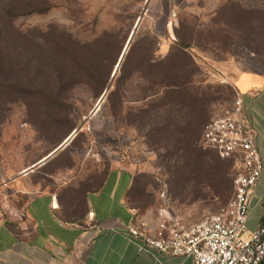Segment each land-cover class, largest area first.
Instances as JSON below:
<instances>
[{"label": "rangeland", "instance_id": "obj_1", "mask_svg": "<svg viewBox=\"0 0 264 264\" xmlns=\"http://www.w3.org/2000/svg\"><path fill=\"white\" fill-rule=\"evenodd\" d=\"M144 4L0 0V225L30 229L40 195L82 215L111 168L135 173L128 202L145 230L193 224L232 198L233 164L201 137L240 93L238 76L264 74V0Z\"/></svg>", "mask_w": 264, "mask_h": 264}, {"label": "crops", "instance_id": "obj_2", "mask_svg": "<svg viewBox=\"0 0 264 264\" xmlns=\"http://www.w3.org/2000/svg\"><path fill=\"white\" fill-rule=\"evenodd\" d=\"M143 1L142 12H179L191 0ZM240 81L262 163L246 222L250 234L264 221V74L243 73L237 84ZM134 178L131 169H109L102 185L88 193L85 212L72 219L60 214L51 195L32 198L27 209L30 229L20 232L7 221L0 225V264H193L191 256L138 248L128 229L137 225L128 202ZM156 230L146 229L149 234Z\"/></svg>", "mask_w": 264, "mask_h": 264}, {"label": "built area", "instance_id": "obj_3", "mask_svg": "<svg viewBox=\"0 0 264 264\" xmlns=\"http://www.w3.org/2000/svg\"><path fill=\"white\" fill-rule=\"evenodd\" d=\"M201 141L220 158L234 161V193L218 212L184 225L166 221L155 234L130 225L129 234L140 250L191 256L193 264H264V221L248 236L246 222L261 169L255 129L237 92L231 107L205 125Z\"/></svg>", "mask_w": 264, "mask_h": 264}, {"label": "water", "instance_id": "obj_4", "mask_svg": "<svg viewBox=\"0 0 264 264\" xmlns=\"http://www.w3.org/2000/svg\"><path fill=\"white\" fill-rule=\"evenodd\" d=\"M139 21L140 20H138V22H137V24H136V26H135V28H134V30H133V32L131 33V35H130V38H129V40H128V42H127V44H126V46H125V49H124V51L122 52V54H121V56H120V58H119V60H118V62H117V65H116V67H115V69H114V74L113 75H115L116 74V72H117V70H118V68H119V66L121 65V63H122V61H123V59H124V56H125V54H126V52H127V49H128V47H129V44H130V42H131V40H132V38H133V35H134V33H135V31H136V28H137V26H138V24H139ZM107 91L108 90H106L103 94H102V96H101V98H100V100H99V102H101V100H103L104 98H105V96H106V94H107ZM98 102V103H99ZM98 106H99V104H98ZM77 131H78V129H74L65 139H64V141L62 142V143H60L57 147H55L51 152H49L46 156H44L43 158H41V161H40V163H45L48 159H50L51 157H53L60 149H62L75 135H76V133H77Z\"/></svg>", "mask_w": 264, "mask_h": 264}, {"label": "trees", "instance_id": "obj_5", "mask_svg": "<svg viewBox=\"0 0 264 264\" xmlns=\"http://www.w3.org/2000/svg\"><path fill=\"white\" fill-rule=\"evenodd\" d=\"M130 43H131V42H130ZM129 46H130V44H129ZM128 49H129V47H128ZM128 49H127V50H128ZM126 53H127V52H126ZM125 55H126V54H125ZM120 56H121V55H120ZM119 58H120V57H119ZM118 60H119V59H118ZM117 62H118V61H117ZM117 71H118V70H117ZM116 73H117V72H116ZM106 90H107V89H105V91H106ZM105 91H104V92H105ZM104 92H103V93H104ZM103 93H102V94H103ZM208 122H209V121H208ZM208 122H207V123H208ZM207 123H206V124H207ZM206 124H205V125H206ZM75 129H76V128H75ZM73 130H74V129H73ZM73 130H72V131H73ZM203 130H204V129H203ZM72 131H71V132H72ZM71 132H70V133H71ZM77 132H78V131H77ZM202 132H203V131H202ZM70 133H69V134H70ZM69 134H68V135H69ZM68 135H67V136H68ZM67 136H66V137H67ZM66 137H65V138H66ZM63 141H64V140H63ZM63 141H62V142H63ZM179 141H180V140H179ZM62 142H61V143H62ZM57 146H58V145H57ZM57 146H56V147H57ZM207 149H208V148H207ZM50 152H51V151H50ZM46 155H47V154H46ZM46 155H45V156H46ZM55 155H56V154H55ZM55 155H54V156H55ZM216 155H217V154H216ZM54 156H53V157H54ZM217 157H218L219 159H221V160H228V161H230V162L233 164V166H234V161H233V159H231V158L223 159V158H220L218 155H217ZM51 158H52V157H51ZM134 180H135V178H134ZM103 181H104V180H103ZM102 183H103V182H102ZM133 184H134V182H133ZM101 185H102V184H101ZM101 185H100V186H101ZM100 186H99V187H100ZM132 186H133V185H132ZM99 187H98V188H99ZM98 188H97V189H98ZM131 189H132V187H131ZM131 189H130V191H131ZM129 194H130V192H129ZM129 194H128V198H129Z\"/></svg>", "mask_w": 264, "mask_h": 264}]
</instances>
